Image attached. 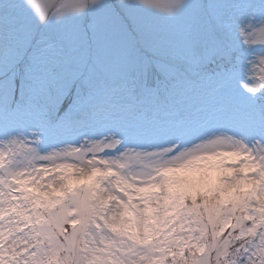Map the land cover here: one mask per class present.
Listing matches in <instances>:
<instances>
[{
    "label": "snow or ice",
    "instance_id": "obj_1",
    "mask_svg": "<svg viewBox=\"0 0 264 264\" xmlns=\"http://www.w3.org/2000/svg\"><path fill=\"white\" fill-rule=\"evenodd\" d=\"M85 4L0 3V264H264V55L242 68L232 44L264 48V0H192L175 18L195 76L91 112L61 75L74 54L177 0L45 26Z\"/></svg>",
    "mask_w": 264,
    "mask_h": 264
},
{
    "label": "clouds",
    "instance_id": "obj_2",
    "mask_svg": "<svg viewBox=\"0 0 264 264\" xmlns=\"http://www.w3.org/2000/svg\"><path fill=\"white\" fill-rule=\"evenodd\" d=\"M118 2L133 7L142 5V0ZM106 3L108 0H86L79 13L44 24L68 27L74 31L85 30L92 22V11ZM188 3L189 0H177V8L171 17L147 16L139 21L135 33L127 38L112 39L102 48L88 45L74 54L75 59L61 75L74 86L81 104L89 112L98 99H118L131 105L144 89L164 91L182 79L195 76L196 70L186 58V50L176 36L178 25L175 17Z\"/></svg>",
    "mask_w": 264,
    "mask_h": 264
},
{
    "label": "rangeland",
    "instance_id": "obj_3",
    "mask_svg": "<svg viewBox=\"0 0 264 264\" xmlns=\"http://www.w3.org/2000/svg\"><path fill=\"white\" fill-rule=\"evenodd\" d=\"M7 3V0H0V3ZM192 0H189V5L191 4ZM175 23L178 25L177 29H176V36L178 38V40L180 41V43L182 44V46L184 47V42H183V33H182V29H181V26L180 24L182 23V20L180 18H175ZM232 44L237 47L240 52H241V56H240V59H239V63L241 65L242 68H246L248 66V62L249 61H254L256 60V58L260 55H264V48H260V47H248V48H245L244 45H242L240 43V37L239 35L236 33L235 31V28H233V36H232ZM185 48V47H184ZM186 58L188 59L187 57V53H186ZM68 108V105L67 104H64L62 105V108H61V111H66ZM60 133H57V132H54L53 135H59ZM60 146H63V145H60ZM48 151H51V148L50 147H40L38 148V153L43 155V154H46ZM217 152H221V153H225L227 152L228 150L227 149H217L216 150ZM210 156L212 155L211 153L209 154ZM227 158V157H225ZM242 163V161H241ZM27 165V162L26 161H17L16 163L13 164V167L14 168H20V167H25ZM125 223L128 225L129 229H137L139 230L141 225L136 222L135 220H128L126 219L125 220ZM146 227H150L151 224H146L145 225Z\"/></svg>",
    "mask_w": 264,
    "mask_h": 264
}]
</instances>
